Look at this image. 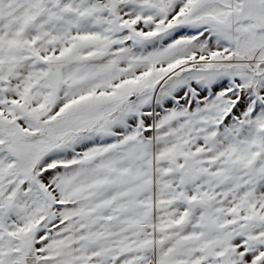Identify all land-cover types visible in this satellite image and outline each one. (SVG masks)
<instances>
[{"label":"rangeland","instance_id":"374dc122","mask_svg":"<svg viewBox=\"0 0 264 264\" xmlns=\"http://www.w3.org/2000/svg\"><path fill=\"white\" fill-rule=\"evenodd\" d=\"M101 180L157 264H264V0H0V264L68 255Z\"/></svg>","mask_w":264,"mask_h":264},{"label":"crops","instance_id":"0c3cea01","mask_svg":"<svg viewBox=\"0 0 264 264\" xmlns=\"http://www.w3.org/2000/svg\"><path fill=\"white\" fill-rule=\"evenodd\" d=\"M112 169L113 166L109 165L105 174L111 173ZM129 172L126 170L124 175L136 178ZM152 180L147 178L149 197L155 191L156 181ZM96 183H93V196L83 197L85 211L81 212L82 215L76 212L71 223L68 255L58 258L57 264H157L151 218L126 217L122 206H117L122 216L107 214L95 217V214H105L107 210L110 212L111 206H115L110 198L121 200L122 196L121 192L112 190L118 184L111 180ZM101 190L104 192L101 193ZM129 194L134 196L133 193ZM126 196L129 198L127 200H133L127 194ZM89 201H92V206H89Z\"/></svg>","mask_w":264,"mask_h":264},{"label":"trees","instance_id":"16d2710c","mask_svg":"<svg viewBox=\"0 0 264 264\" xmlns=\"http://www.w3.org/2000/svg\"><path fill=\"white\" fill-rule=\"evenodd\" d=\"M24 264H34V256L29 255V254L26 255Z\"/></svg>","mask_w":264,"mask_h":264}]
</instances>
